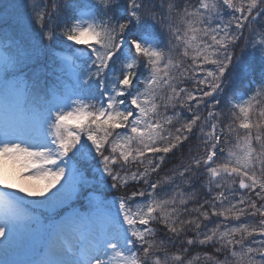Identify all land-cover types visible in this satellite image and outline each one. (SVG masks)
Returning <instances> with one entry per match:
<instances>
[{
	"label": "snow or ice",
	"instance_id": "obj_1",
	"mask_svg": "<svg viewBox=\"0 0 264 264\" xmlns=\"http://www.w3.org/2000/svg\"><path fill=\"white\" fill-rule=\"evenodd\" d=\"M0 264H264V0H0Z\"/></svg>",
	"mask_w": 264,
	"mask_h": 264
},
{
	"label": "rangeland",
	"instance_id": "obj_2",
	"mask_svg": "<svg viewBox=\"0 0 264 264\" xmlns=\"http://www.w3.org/2000/svg\"><path fill=\"white\" fill-rule=\"evenodd\" d=\"M23 79V76H21ZM87 194V193H85ZM17 195H22L17 193ZM32 199H43L42 197H25V200H32ZM81 201H76L75 195L71 196L68 199H65L61 204L57 205L56 211L60 210L61 208L67 209L68 212H71L72 209H76L77 211H82L81 208ZM71 204L72 208H69L68 205ZM22 211L27 216H34L37 218H44L46 222V218L51 217L54 215V210L47 207V206H32V205H24L22 206ZM40 230V225L33 224L30 229H22L20 233L16 235L14 238V244L11 246V249H15L16 253L9 256V259L15 257V260H23L27 259L31 255L30 243L35 234Z\"/></svg>",
	"mask_w": 264,
	"mask_h": 264
},
{
	"label": "bare ground",
	"instance_id": "obj_3",
	"mask_svg": "<svg viewBox=\"0 0 264 264\" xmlns=\"http://www.w3.org/2000/svg\"><path fill=\"white\" fill-rule=\"evenodd\" d=\"M11 246L8 248V257L16 253V250L15 249H11ZM15 259H16L15 257H12V260H15Z\"/></svg>",
	"mask_w": 264,
	"mask_h": 264
},
{
	"label": "trees",
	"instance_id": "obj_4",
	"mask_svg": "<svg viewBox=\"0 0 264 264\" xmlns=\"http://www.w3.org/2000/svg\"><path fill=\"white\" fill-rule=\"evenodd\" d=\"M54 82V81H53ZM189 206H191V205H189ZM258 219V218H257Z\"/></svg>",
	"mask_w": 264,
	"mask_h": 264
}]
</instances>
